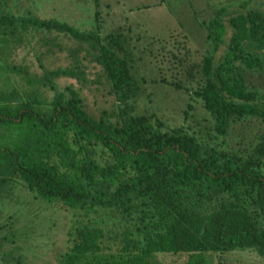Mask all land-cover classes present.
I'll return each instance as SVG.
<instances>
[{
	"label": "trees",
	"instance_id": "1",
	"mask_svg": "<svg viewBox=\"0 0 264 264\" xmlns=\"http://www.w3.org/2000/svg\"><path fill=\"white\" fill-rule=\"evenodd\" d=\"M10 1L0 0V188L16 181L36 213L62 210L57 263L264 259V0L208 6L199 49L180 32L140 43L127 14L151 4L117 13L118 0H92L80 29ZM160 87L177 91L178 113L154 97ZM5 228L0 243L19 236Z\"/></svg>",
	"mask_w": 264,
	"mask_h": 264
},
{
	"label": "rangeland",
	"instance_id": "2",
	"mask_svg": "<svg viewBox=\"0 0 264 264\" xmlns=\"http://www.w3.org/2000/svg\"><path fill=\"white\" fill-rule=\"evenodd\" d=\"M154 1L156 0H118L117 2H120L123 8L117 5L115 9L118 13L122 9L142 3L151 4V8L135 11L131 15L127 14L132 23L142 24L140 29L135 28L132 32H137L141 39L143 38L139 42L146 44L151 34L163 38L171 32H180L186 35L190 41V47L194 49H199L201 46L203 27L200 24L202 20H205V9L208 6L228 2V0H163L161 4L155 5L152 4ZM259 1L263 0L257 2ZM9 4H12L10 6L13 10L19 8L21 13L29 10L40 17L59 19L80 29L88 28L93 22L92 0H11ZM105 14H103L104 23L108 24L111 19ZM61 40L65 45L72 43L63 36ZM18 53H22L20 48ZM61 54L55 53L51 59L45 57L43 62L46 65L58 64L61 61ZM34 60V57L29 56L25 62L33 65L31 69L39 70L36 68L38 64L32 63ZM12 77L15 78L14 75ZM161 89L162 87L154 97L166 98V103L173 101L177 91L169 89L168 93H160ZM91 99L92 97L87 99V104L93 111L94 105L92 106ZM171 101L166 107L172 109L175 106L174 113H178L180 98L179 102ZM32 197L31 191L25 190L20 183L13 180H9L0 188V225L7 222L19 233L18 237L15 232L9 239L0 243V264H58V256L64 252L66 246L63 235L65 226L63 221L66 219L63 217L64 213L54 207V209L40 210L36 213L37 205ZM0 233L11 234L8 228L1 230ZM207 254L205 253V256ZM186 258L185 254L161 255L159 261L162 264H183ZM204 264H264V259L253 252L236 250L212 257L207 255Z\"/></svg>",
	"mask_w": 264,
	"mask_h": 264
}]
</instances>
